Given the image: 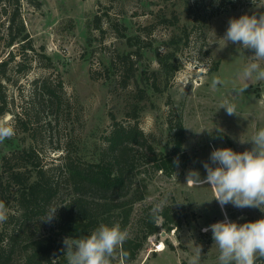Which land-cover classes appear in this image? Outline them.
Instances as JSON below:
<instances>
[{"label":"rangeland","instance_id":"rangeland-1","mask_svg":"<svg viewBox=\"0 0 264 264\" xmlns=\"http://www.w3.org/2000/svg\"><path fill=\"white\" fill-rule=\"evenodd\" d=\"M38 1L36 8L21 0L35 52L29 70L11 71L5 82L13 105L0 122L13 124L15 135L0 143V179L5 175L2 156L33 143L46 166L58 162L66 150L72 157L94 159L105 145L112 121L137 124L154 153H169L174 119L180 115L184 138L182 150L170 155L174 164L167 173L161 172L148 160L149 154H140L133 181L145 185L143 199L131 206L124 225L120 217H113L109 226L119 223L128 232L122 246L128 254L126 264H189L198 246L200 264H218L212 233L202 229L223 221L225 213L240 224L264 218V205L261 211L228 204L222 211L214 190L188 184L187 176L190 171L206 176L203 162L215 148L250 150L252 143L241 141L264 128V82H245L237 76L254 52L223 39L231 18L264 14V0ZM3 32L2 28L0 60L11 49L4 46ZM13 50L21 59L20 48ZM40 53L50 57V66ZM158 58L167 62L168 72ZM43 77L54 84L61 80V104L31 110L32 81ZM214 77L224 82L215 89ZM245 83L249 87L237 94ZM225 101L236 106L237 115L220 108ZM29 109L37 112L30 121L17 116ZM32 130L37 143L32 141ZM161 202L163 210L154 216L152 209ZM151 227L155 230L147 232ZM47 229L46 223L32 231L38 236ZM159 239L165 248L155 252L153 243ZM119 251L112 264H120ZM23 261L15 254L11 264ZM256 264H264V258Z\"/></svg>","mask_w":264,"mask_h":264},{"label":"trees","instance_id":"trees-1","mask_svg":"<svg viewBox=\"0 0 264 264\" xmlns=\"http://www.w3.org/2000/svg\"><path fill=\"white\" fill-rule=\"evenodd\" d=\"M26 1L36 8L40 6L38 0ZM1 18L4 46L11 49L0 60V117L12 111L13 99L9 101L5 91L10 72L28 71L35 52L21 15V0H0ZM17 47L23 54L21 59H16L18 55L13 49ZM40 54L50 66V57ZM158 62L168 72L167 62L160 58ZM62 91L60 79L56 84L48 77L35 79L28 106L31 110L39 105L57 107L62 101ZM19 114L26 122L37 112L31 113L29 109ZM173 125V146L163 155L154 153L137 124L120 121H112L103 149L92 160L72 157L66 150L60 153L58 162L46 166L34 143L3 155L1 166L5 175L0 179V201L5 206L9 199L11 202L8 219L1 223L0 264H11L15 254L22 255L24 264H64L66 237L87 236L102 223L112 224L113 217H120L124 225L131 206L143 199L145 193V185L133 181L140 163L138 156L149 154L154 168L167 173L174 164L170 155L182 150L184 131L180 115H176ZM33 132L32 141L37 143ZM54 212L53 218L46 220ZM46 223L49 224L46 233L35 236L32 230ZM154 230L151 227L147 232Z\"/></svg>","mask_w":264,"mask_h":264},{"label":"clouds","instance_id":"clouds-1","mask_svg":"<svg viewBox=\"0 0 264 264\" xmlns=\"http://www.w3.org/2000/svg\"><path fill=\"white\" fill-rule=\"evenodd\" d=\"M223 39L227 44L230 42L254 52L251 62L237 73L238 78L245 82H264V66L261 64L264 61V14H244L231 18ZM222 83L219 77H214L212 88ZM248 87L245 83L237 94H242ZM220 108H224L228 115H237L236 106L228 101L222 103ZM14 135L13 124L0 122V143ZM244 142H251L252 148L243 152L228 147L215 148L209 161L203 162L206 176L201 177L198 171H190L187 176L190 185L210 186L222 211L228 204L239 209H261L264 205V128L256 131L250 140L241 141ZM163 206V202L156 204L152 209L153 215L161 212ZM55 212L46 220L50 221ZM7 219V208L0 201V223ZM202 231L212 233L219 250L218 264H256L258 259L264 258V218L240 224L230 221L225 213L223 221L215 222ZM127 238V230H122L119 223L111 226L102 223L82 238L66 237L63 243L67 264H112L118 250L120 264H126L128 254L122 250V246ZM201 256L202 249L198 246L189 264H200Z\"/></svg>","mask_w":264,"mask_h":264},{"label":"built area","instance_id":"built-area-1","mask_svg":"<svg viewBox=\"0 0 264 264\" xmlns=\"http://www.w3.org/2000/svg\"><path fill=\"white\" fill-rule=\"evenodd\" d=\"M165 248V244L163 239H159L156 241V243H153V251L160 252Z\"/></svg>","mask_w":264,"mask_h":264}]
</instances>
